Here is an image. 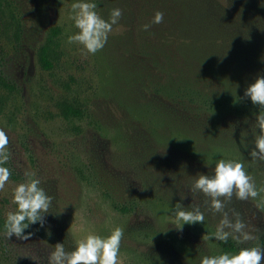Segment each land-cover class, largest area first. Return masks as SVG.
Here are the masks:
<instances>
[{"label": "rangeland", "instance_id": "374dc122", "mask_svg": "<svg viewBox=\"0 0 264 264\" xmlns=\"http://www.w3.org/2000/svg\"><path fill=\"white\" fill-rule=\"evenodd\" d=\"M90 2L105 20L122 13L95 53L68 42L79 31L73 0H0L8 84L0 82V169L8 172L0 217L17 210L14 189L30 178L51 198L42 226L30 224L23 238L0 232V264H49L57 243L70 252L87 234L116 227V264H200L235 253L214 238L221 212L193 187L222 159L240 162L256 193L219 197L227 220L238 214L253 236L238 241L224 225L227 240L264 249V159L251 155L264 107L243 97L264 75V0ZM54 27L61 33L47 71L37 56ZM178 208L204 220L177 229Z\"/></svg>", "mask_w": 264, "mask_h": 264}, {"label": "clouds", "instance_id": "9594fccd", "mask_svg": "<svg viewBox=\"0 0 264 264\" xmlns=\"http://www.w3.org/2000/svg\"><path fill=\"white\" fill-rule=\"evenodd\" d=\"M262 3V0H260ZM96 4L90 0H73L71 4L72 19L78 32L68 36V42H76L83 45L89 53H95L103 48L107 42V34L112 26L117 24L121 17V10H111L107 20L95 11ZM163 13L157 11L152 23H160ZM150 25H145L147 29ZM262 61L264 59L261 58ZM243 97H247L252 105L264 107V75H257L243 91ZM259 135L255 139V149L251 152L253 157L264 159V113L256 116ZM6 143V137L0 133V146ZM258 150V151H257ZM0 179H7V169H0ZM194 189L210 198V207L214 212H221L222 219L214 233V238L226 240L229 233L224 231V225L234 228L239 236L234 237L238 241H248L253 236L244 231L245 225L238 218L235 223L227 220V213L222 212L223 202L221 196H230L233 188H236L237 197L245 199L247 195H256L250 183V177L246 175L244 167L240 162L233 160H218L215 163L214 173L199 175L193 183ZM51 198L45 190L40 187L39 179H29L26 183H20L13 192V202L17 206L15 212L9 213L4 221V228L9 237L16 235L22 237L24 230L30 224H43L42 216L48 212ZM179 227L185 224L202 222L204 214L199 210H184L178 208L174 213ZM122 237V230L114 228L106 237L89 233L76 242L74 249L70 252L64 250L62 243H57L53 251L49 253V264H116L117 253ZM200 264H264V249L259 247H243L235 253H220L214 256H202Z\"/></svg>", "mask_w": 264, "mask_h": 264}, {"label": "trees", "instance_id": "16d2710c", "mask_svg": "<svg viewBox=\"0 0 264 264\" xmlns=\"http://www.w3.org/2000/svg\"><path fill=\"white\" fill-rule=\"evenodd\" d=\"M61 33V29L58 27H54L51 29V32L45 42V44H43L39 51H38V61L39 64L41 66L42 69L44 70H51L53 69V61H52V57L55 53V48H57L58 46V41L57 38ZM0 69H1V62H0ZM0 82L3 85H8L7 82L5 81L4 78H2L0 76ZM67 113L72 114L74 116H80L81 115V111L78 109H75L73 107H67ZM4 221L5 219H3V217H0V232H6L5 228H4ZM219 244L220 246L226 250V251H232V252H236L238 249L235 247V245L230 242L229 240H219Z\"/></svg>", "mask_w": 264, "mask_h": 264}]
</instances>
